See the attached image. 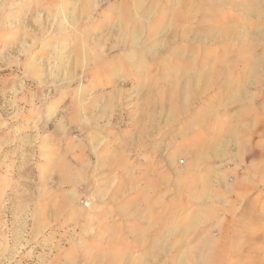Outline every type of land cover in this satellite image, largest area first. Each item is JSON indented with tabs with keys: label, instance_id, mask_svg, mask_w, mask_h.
<instances>
[{
	"label": "rangeland",
	"instance_id": "1",
	"mask_svg": "<svg viewBox=\"0 0 264 264\" xmlns=\"http://www.w3.org/2000/svg\"><path fill=\"white\" fill-rule=\"evenodd\" d=\"M0 264H264V0H0Z\"/></svg>",
	"mask_w": 264,
	"mask_h": 264
}]
</instances>
